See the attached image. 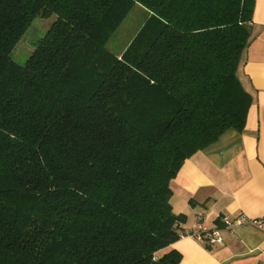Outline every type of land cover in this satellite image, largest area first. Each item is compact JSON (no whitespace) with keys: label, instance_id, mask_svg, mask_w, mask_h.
<instances>
[{"label":"trees","instance_id":"16d2710c","mask_svg":"<svg viewBox=\"0 0 264 264\" xmlns=\"http://www.w3.org/2000/svg\"><path fill=\"white\" fill-rule=\"evenodd\" d=\"M147 17L107 46L136 5ZM254 0H0V264H179L171 181L252 103ZM55 16L24 64L13 47Z\"/></svg>","mask_w":264,"mask_h":264},{"label":"crops","instance_id":"0c3cea01","mask_svg":"<svg viewBox=\"0 0 264 264\" xmlns=\"http://www.w3.org/2000/svg\"><path fill=\"white\" fill-rule=\"evenodd\" d=\"M252 103L242 131L228 129L217 141L185 160L171 181L173 211L191 227L197 214L213 225L223 214L264 216V0H254L251 40L237 71ZM224 245L188 237L174 244L179 264H264V230H223Z\"/></svg>","mask_w":264,"mask_h":264},{"label":"rangeland","instance_id":"374dc122","mask_svg":"<svg viewBox=\"0 0 264 264\" xmlns=\"http://www.w3.org/2000/svg\"><path fill=\"white\" fill-rule=\"evenodd\" d=\"M54 17L46 18L37 15L33 18L27 30L13 47L11 56L16 62L25 63L40 38L50 27ZM146 17L147 11L141 5L136 4L109 39L108 48L115 53L123 51Z\"/></svg>","mask_w":264,"mask_h":264},{"label":"built area","instance_id":"2783aa9c","mask_svg":"<svg viewBox=\"0 0 264 264\" xmlns=\"http://www.w3.org/2000/svg\"><path fill=\"white\" fill-rule=\"evenodd\" d=\"M247 225L264 230V216L250 217L244 213L235 216L223 214L217 218L215 224L208 225L205 223V215L199 213L192 226L183 230L181 237H188L207 245L223 246L225 243L222 236L223 230H232Z\"/></svg>","mask_w":264,"mask_h":264}]
</instances>
